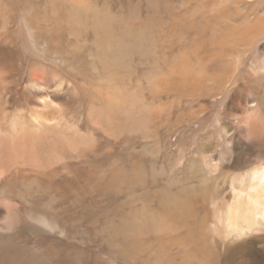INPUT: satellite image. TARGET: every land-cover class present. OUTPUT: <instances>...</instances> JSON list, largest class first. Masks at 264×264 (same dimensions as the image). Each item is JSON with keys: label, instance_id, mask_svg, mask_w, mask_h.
I'll return each instance as SVG.
<instances>
[{"label": "rangeland", "instance_id": "rangeland-1", "mask_svg": "<svg viewBox=\"0 0 264 264\" xmlns=\"http://www.w3.org/2000/svg\"><path fill=\"white\" fill-rule=\"evenodd\" d=\"M258 24L264 0H0V136L59 129L0 175V264H264V225L212 230L264 163Z\"/></svg>", "mask_w": 264, "mask_h": 264}, {"label": "bare ground", "instance_id": "bare-ground-1", "mask_svg": "<svg viewBox=\"0 0 264 264\" xmlns=\"http://www.w3.org/2000/svg\"><path fill=\"white\" fill-rule=\"evenodd\" d=\"M262 28V25L259 24L252 26L250 31L248 32V36L250 34L260 36L259 34H263L264 28L263 30ZM37 66H34V68L31 70H33V73L36 77V80H38V83H42L41 86L46 88L47 72L44 70L43 67H39V65ZM47 103L48 102H46V99L42 100L43 107L48 106ZM36 121L38 122L37 124L39 127L37 128L36 126L37 130L33 132L34 138L31 140L25 138H8L5 140L0 136V175H3L4 172H7L10 169V167L7 166L17 167V165L19 166L21 164H29L32 167H45L49 164L52 156L51 149H49V147L51 145V142L53 141L52 138H54L56 132L55 130L56 128L58 129V126L55 125L56 123L46 124L44 120ZM60 124V126H62V123ZM43 133H47L49 136H47L46 139L42 138V136H39ZM252 180L253 181H250V184L247 187L246 185L245 187L243 186L241 188L234 187L232 191V198L229 199L227 202H215L213 212L215 214V219L217 220V223L213 224L212 230L214 232L219 230L218 227L220 223L222 224V227L227 229L229 232H237L240 234H242L246 230H253V228H255L256 226L264 225V163L254 170V172L252 173ZM183 213L181 215H184ZM204 216L206 217V215ZM203 222H201V224H203ZM199 227L201 229L203 228L202 230H204L205 224L198 226V228Z\"/></svg>", "mask_w": 264, "mask_h": 264}]
</instances>
